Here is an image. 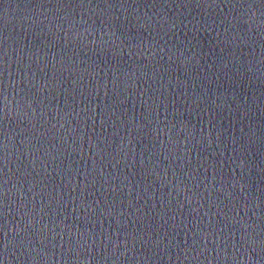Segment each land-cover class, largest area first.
Returning a JSON list of instances; mask_svg holds the SVG:
<instances>
[{"label": "water", "instance_id": "95a60500", "mask_svg": "<svg viewBox=\"0 0 264 264\" xmlns=\"http://www.w3.org/2000/svg\"><path fill=\"white\" fill-rule=\"evenodd\" d=\"M0 264H264V0H0Z\"/></svg>", "mask_w": 264, "mask_h": 264}]
</instances>
